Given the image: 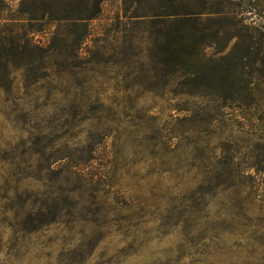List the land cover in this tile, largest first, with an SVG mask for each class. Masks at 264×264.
I'll list each match as a JSON object with an SVG mask.
<instances>
[{
    "label": "rangeland",
    "instance_id": "obj_1",
    "mask_svg": "<svg viewBox=\"0 0 264 264\" xmlns=\"http://www.w3.org/2000/svg\"><path fill=\"white\" fill-rule=\"evenodd\" d=\"M231 1L176 5L264 30V0ZM85 2L0 0V264H264L263 79L252 101L179 93L124 0L84 40L43 17Z\"/></svg>",
    "mask_w": 264,
    "mask_h": 264
},
{
    "label": "trees",
    "instance_id": "obj_2",
    "mask_svg": "<svg viewBox=\"0 0 264 264\" xmlns=\"http://www.w3.org/2000/svg\"><path fill=\"white\" fill-rule=\"evenodd\" d=\"M104 1L87 0L80 6L68 4L64 9L44 7L42 13L52 21L62 20V12L70 13V23L82 29L84 40L86 21L100 13ZM221 2L233 4L231 0ZM133 4V1L128 4L124 0V12L148 20L157 30L158 37L153 40L156 59L161 71L176 82L179 93L205 92L225 100L240 102L245 100L244 97L252 101L251 88L255 79L261 77L264 81V30L234 32L232 20L235 15L223 7L201 13L195 12V5L186 3L179 7L176 0H164L149 7L147 13H137L139 7L133 9ZM202 14L206 15L204 23ZM15 45L20 48L24 44L17 38ZM207 49L212 53H206Z\"/></svg>",
    "mask_w": 264,
    "mask_h": 264
}]
</instances>
